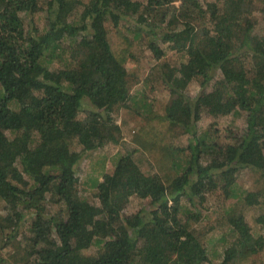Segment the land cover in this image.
Masks as SVG:
<instances>
[{"label": "trees", "instance_id": "16d2710c", "mask_svg": "<svg viewBox=\"0 0 264 264\" xmlns=\"http://www.w3.org/2000/svg\"><path fill=\"white\" fill-rule=\"evenodd\" d=\"M236 112L223 142L199 129ZM125 138L153 171L122 154L82 195V157ZM132 198L147 206L124 215ZM258 206L264 0H0V264H214L216 237L217 264H264Z\"/></svg>", "mask_w": 264, "mask_h": 264}, {"label": "rangeland", "instance_id": "374dc122", "mask_svg": "<svg viewBox=\"0 0 264 264\" xmlns=\"http://www.w3.org/2000/svg\"><path fill=\"white\" fill-rule=\"evenodd\" d=\"M138 45L132 54V57L127 60L126 68L130 74H133L137 79V82L134 86V92L140 91L143 88V81L148 72V68L151 65V61L146 53L142 55L140 52V45ZM164 47H166L164 45ZM176 52V51H175ZM175 52L167 50V55H173L175 57ZM176 58H179L178 52H176ZM219 78V74L217 75ZM199 92V89L192 85L190 86L189 94L190 96H195ZM119 123V120H117ZM244 123V115L242 112H236L234 114H230L229 116L222 117L218 120H214L207 115H203L198 123L199 129L203 132L206 131L208 135L213 136L217 140L223 142L226 136L238 133L243 129ZM186 140L182 142L183 145ZM132 152L133 158L136 163L139 165L143 172L151 173L153 171L152 163L147 159L146 155L137 150L136 146H134L129 139L125 138L122 139L118 145H109L104 147L103 149L96 150L89 152L88 154L84 155L82 159L76 166V174L80 178V185L82 190V195L91 198V194L95 192L94 181L97 179L100 180V177L104 172H108L112 169L116 159L118 156L122 154H126ZM246 178V177H245ZM222 200L220 197H212L210 200V209L213 210L215 206L221 203ZM226 204H229L227 202ZM147 206V202L143 200H139L136 198H132L128 205L126 206L123 214L124 215H131L140 211L141 209ZM1 215L3 214L2 210H0ZM244 217L248 225L255 231L260 228V225L257 224L256 218L262 214H264V206L252 207L244 209ZM210 218H213V215H210ZM208 223V220H205L203 224ZM28 223L22 226V232H25L27 229ZM6 230L11 229L12 225L3 218L0 222ZM202 225V224H201ZM200 225V226H201ZM203 226V225H202ZM211 236H218V233L209 234L207 238ZM216 240L213 241L208 245V255L211 259V262L217 264L220 260V246L221 243ZM257 260L260 262H264V252L257 256Z\"/></svg>", "mask_w": 264, "mask_h": 264}]
</instances>
